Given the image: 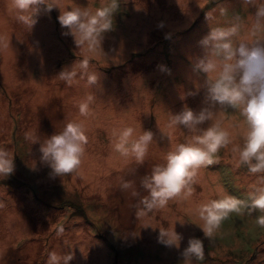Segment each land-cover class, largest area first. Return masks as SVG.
Instances as JSON below:
<instances>
[{
  "label": "rangeland",
  "instance_id": "1",
  "mask_svg": "<svg viewBox=\"0 0 264 264\" xmlns=\"http://www.w3.org/2000/svg\"><path fill=\"white\" fill-rule=\"evenodd\" d=\"M47 2L63 8L71 0ZM75 2L94 9L110 0ZM9 4L0 0V147L13 156L14 168L0 177V264H47L49 251L71 252L68 264H184L180 253L190 236L203 241L202 257L191 264H264L259 210L230 212L210 237L194 211L219 190L247 199L262 175L236 164L233 146L241 142L243 117L237 108L207 98L216 73L195 65L203 57H213L218 66L224 59L216 41L200 43L213 28L234 27L222 38L233 48L241 42L264 46V27L252 30L257 19L264 25V16L256 17L264 0H118L102 49L91 52L64 34L58 7H42L29 29ZM83 56L98 74L96 84L80 79L79 69L72 84L57 76ZM89 93L91 111L82 116L78 101ZM184 107L212 115L195 128L171 124V115ZM69 119L85 121V151L74 169L51 174L39 159V142ZM213 123L229 131L230 143L212 164L198 168L192 193L138 215L147 193L143 176L172 145ZM125 124L153 134L140 162L112 148L111 129ZM123 180L129 187L121 186ZM173 225L181 234L178 246L158 240L160 229Z\"/></svg>",
  "mask_w": 264,
  "mask_h": 264
},
{
  "label": "clouds",
  "instance_id": "2",
  "mask_svg": "<svg viewBox=\"0 0 264 264\" xmlns=\"http://www.w3.org/2000/svg\"><path fill=\"white\" fill-rule=\"evenodd\" d=\"M54 6L59 8L57 19L60 25L66 26L64 34L71 35L78 48L89 52L102 49L104 33L113 26V13L118 7V0H110L94 9L88 5L80 6L75 0H71L63 8L58 4L48 3L47 0H10L9 4L17 21L27 25L29 29L35 24L36 15L42 7L47 11ZM261 16H264V6L256 11V17ZM158 26H162V22ZM261 27L264 25H261L259 19L254 21L253 33ZM233 31L234 27L211 29L200 43L207 45L210 40L216 41V47L224 50V59L218 66L213 57H203L195 67L206 73H216L208 84L207 98L237 108L243 117L241 142L233 146L236 164L246 165L249 173L262 175L257 176V183L250 185L247 199L219 190L214 197L196 205L194 211L202 221L198 226L206 237L213 235L222 219L230 212H241L245 208L249 212L259 210L262 214L255 217V222L264 225V46L248 47L241 42L238 47L233 48L230 41L222 40ZM165 67L160 65L161 70ZM77 69L79 78L87 85L96 84L98 74L95 70H89L88 56H83L78 62L74 61L70 67H63L57 76L72 84L77 82ZM92 100L93 95L89 93L78 101V111L82 116L90 113ZM211 115L204 108L194 112L193 109L184 107L171 115L170 122L173 125L183 124L188 128H195L198 122ZM29 135L28 132L25 133L26 137ZM110 135L114 151L122 157H134L138 162L143 160L153 136L150 130L138 132L130 124L113 127ZM230 139L228 130L213 123L199 133L172 145L165 153L163 162L154 164L150 173L143 176L141 184L147 193L140 199L142 207L137 210V214L142 215L147 210L164 207L169 199L179 194L188 197L193 191L190 185L198 168L212 164L215 154L230 143ZM33 140L36 142L35 138ZM85 142V121L69 119L61 130L47 135L43 142H39V159L51 169V174L67 173L80 164ZM13 168V156L7 148L0 147V177L7 176ZM121 186L129 187V181L123 180ZM180 239L181 234L175 230L174 225L170 230L160 229L158 240L165 245L178 246ZM180 254L184 257V264H191L193 257L201 258L202 239L190 236ZM71 258V252L61 256L55 251H49L47 264H60L61 260L63 264H68Z\"/></svg>",
  "mask_w": 264,
  "mask_h": 264
}]
</instances>
